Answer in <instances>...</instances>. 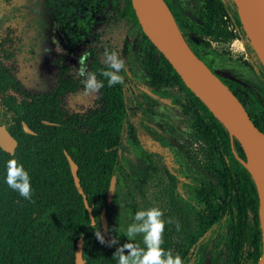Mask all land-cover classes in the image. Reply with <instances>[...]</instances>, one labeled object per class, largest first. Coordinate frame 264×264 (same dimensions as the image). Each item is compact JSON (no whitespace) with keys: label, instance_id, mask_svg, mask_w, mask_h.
Listing matches in <instances>:
<instances>
[{"label":"trees","instance_id":"trees-1","mask_svg":"<svg viewBox=\"0 0 264 264\" xmlns=\"http://www.w3.org/2000/svg\"><path fill=\"white\" fill-rule=\"evenodd\" d=\"M162 1L182 38L199 59L201 57L192 48L184 30L210 38L228 37L218 22L220 14L224 13L220 1L206 0L198 11V23H188L167 0ZM89 3L95 5L96 1ZM126 14L134 31L146 38L131 0H127ZM235 22L240 26L238 19ZM151 46L161 65L155 80H169L185 93L186 102L176 103L188 117L193 136L204 144L207 156V164L202 168L204 181L195 183L189 196L182 191L176 193V199L187 200L183 202L186 210L193 209L197 215V237L175 211L178 220L173 226L166 225L162 247L171 250L173 243L166 236L171 230L172 238L179 237L185 244L179 254L184 264H193V251L203 243H209L216 229L221 227L223 232L218 235L211 264H255L262 249L263 231L257 191L242 163L245 162L242 148L184 85L163 55ZM151 66H154L153 62ZM57 67L53 89L32 94L25 92L12 71L0 64V125L5 126L17 142L13 155L0 148V264H75L79 240L83 264H118L113 254L120 245L128 242L126 230L135 223V215L125 203L130 216L127 228L121 221L114 222L112 202L107 205L106 200L109 184L115 177L113 199L119 200L127 182L139 184L147 167V156L139 146L132 122L133 112L124 94L127 73H121L123 84L109 87L107 80L99 74L102 69L109 70L108 64L101 61L97 48L91 47L87 71L96 73L104 87L97 93L94 108L85 114H76L65 110L64 99L84 86L85 77H75L71 66L61 60L57 61ZM259 75L264 92V70ZM218 77L242 103L253 124L264 135V104L237 82ZM23 124L32 134L24 131ZM66 155L77 166V176L91 208L94 227L75 187ZM11 159L22 163L31 177V200L21 197L6 183L7 162ZM103 210L109 235L105 239L117 237L119 241L112 247L101 244L95 237V231H103ZM136 238L129 242L133 243ZM188 249H191L189 257ZM196 264L203 263L198 261Z\"/></svg>","mask_w":264,"mask_h":264},{"label":"rangeland","instance_id":"rangeland-1","mask_svg":"<svg viewBox=\"0 0 264 264\" xmlns=\"http://www.w3.org/2000/svg\"><path fill=\"white\" fill-rule=\"evenodd\" d=\"M77 1L83 0H0V64L12 71L25 92L37 94L52 90L58 73L57 61L70 65L71 73L81 78L78 58L83 52H87L86 66L91 47L97 48L103 63H107L106 49L116 52L126 64L128 81L124 94L133 112L139 146L147 156V167L139 184L127 182L119 200L113 199V194V220L125 223L127 228L130 216L125 203L134 215L158 207L164 212L165 221H173L167 227L178 220L177 211L197 237L199 223L195 211L186 210L183 204L186 199H176L177 191L189 196L193 185L204 181L202 170L207 164L204 144L193 136L188 117L176 103L186 102L185 93L169 80H155L161 66L159 57L150 41L134 31L128 18L74 11ZM167 1L188 23H198V11L206 0ZM218 1L224 8L219 26L228 37L210 38L184 30L185 35L216 75L237 82L264 104L259 80L264 68L240 21V26L235 22L239 18L233 1ZM53 9L57 10V17ZM83 93L84 86H80L65 97L64 108L68 113L85 114L95 107L97 93ZM170 232L166 236L173 243L171 251L173 255L180 254L185 244L179 237L172 238ZM222 232L221 227L217 228L209 243L193 251V264L212 263ZM136 237L133 243L146 249L142 234ZM188 251L189 257L191 249Z\"/></svg>","mask_w":264,"mask_h":264},{"label":"water","instance_id":"water-1","mask_svg":"<svg viewBox=\"0 0 264 264\" xmlns=\"http://www.w3.org/2000/svg\"><path fill=\"white\" fill-rule=\"evenodd\" d=\"M232 1L236 7L239 21L245 29L250 43L264 68V0ZM131 5L135 17L146 38L168 61L171 67L179 75L184 85L223 125V127L228 131L230 137L235 138L241 146L245 156V162L242 163L247 168L253 180L258 196L259 216L263 231V239L261 253L255 264H261L260 258L264 257V224L262 222V217L264 219V150L253 147L249 143V135H258L263 143L264 135L253 124L238 98L220 80V78L194 54L180 35L177 27L180 41L174 42L171 37L157 25L154 20V16L147 8L144 0H131ZM179 57L183 58L186 66L192 71L194 79L207 86V97L193 89L187 83L181 72V65L178 60ZM23 128L26 133L32 134V131H30L24 124ZM16 145V140L10 135L5 126L0 125V148L4 152L13 155ZM66 158L69 163L75 187L78 193L82 196L84 206L89 214L91 224L93 225L94 218L91 208L88 206L86 197L80 186L79 178L77 176V166L68 155H66ZM115 184V177H112L106 197L107 205L111 204V199L115 191ZM262 210L263 214L261 213ZM101 226L105 236L109 237L104 210L101 214ZM81 253L82 242L79 240L75 253V264H83Z\"/></svg>","mask_w":264,"mask_h":264},{"label":"clouds","instance_id":"clouds-1","mask_svg":"<svg viewBox=\"0 0 264 264\" xmlns=\"http://www.w3.org/2000/svg\"><path fill=\"white\" fill-rule=\"evenodd\" d=\"M104 55L109 70H100V76L107 80L109 87L123 84L124 76L121 73L127 70L125 61L114 51L109 52L106 49ZM86 60L87 52L85 51L78 58V73L85 77L83 94L91 95L98 93L104 87V82L97 78L96 73L87 71ZM6 183L24 199H32L31 177L23 164L16 159L7 162ZM163 217L164 212L158 207L136 212L135 223L129 225L126 230L128 242L120 245L113 254V258L117 259L118 264H184V260L179 254L173 255L171 250H165L162 247L166 225L173 222L171 219L165 221ZM176 228L177 231L180 230L178 222ZM141 234L146 249L141 248L139 244L129 242ZM95 237L101 244H107L108 247L119 244L117 237L106 240L103 231H95ZM126 252L127 254H125ZM260 261L261 264H264V257H261Z\"/></svg>","mask_w":264,"mask_h":264},{"label":"bare ground","instance_id":"bare-ground-1","mask_svg":"<svg viewBox=\"0 0 264 264\" xmlns=\"http://www.w3.org/2000/svg\"><path fill=\"white\" fill-rule=\"evenodd\" d=\"M147 8L150 10L152 15L154 16V20L157 23V25L164 30L174 42H179L180 37L177 31V28L175 26V22L164 5V3L161 2V0H144ZM248 29V27H247ZM179 63L181 65V72L187 81V83L196 91L200 92L202 95L207 97V86L199 83L194 79V76L192 74V71L186 66L184 60L182 57L178 58ZM249 143L260 150H264V143L260 139V137L256 134H250L249 135ZM263 214V210L261 211ZM262 222L264 224V219L262 217Z\"/></svg>","mask_w":264,"mask_h":264},{"label":"flooded vegetation","instance_id":"flooded-vegetation-1","mask_svg":"<svg viewBox=\"0 0 264 264\" xmlns=\"http://www.w3.org/2000/svg\"><path fill=\"white\" fill-rule=\"evenodd\" d=\"M89 1L93 0L77 1L72 10L95 12L100 17H127V0H95V5L90 4ZM52 13L55 14V17L58 16L57 10L53 9Z\"/></svg>","mask_w":264,"mask_h":264}]
</instances>
